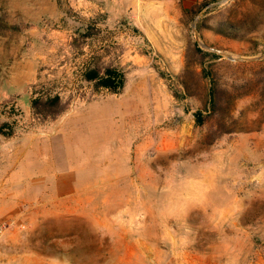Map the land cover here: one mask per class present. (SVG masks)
<instances>
[{
    "label": "rangeland",
    "instance_id": "1",
    "mask_svg": "<svg viewBox=\"0 0 264 264\" xmlns=\"http://www.w3.org/2000/svg\"><path fill=\"white\" fill-rule=\"evenodd\" d=\"M203 1L178 19L150 10L143 30H109L69 0H0V144L51 138L60 168L78 167L80 181L68 201L0 216L15 222L0 264H179L190 254L221 264L231 252L222 241L264 239V0ZM195 43L220 56L204 66L224 93V123L196 121L207 82ZM86 66L123 72V89L83 80ZM40 94H59L67 109L37 115ZM67 129L79 148L64 146ZM194 180L209 189L195 205Z\"/></svg>",
    "mask_w": 264,
    "mask_h": 264
},
{
    "label": "crops",
    "instance_id": "2",
    "mask_svg": "<svg viewBox=\"0 0 264 264\" xmlns=\"http://www.w3.org/2000/svg\"><path fill=\"white\" fill-rule=\"evenodd\" d=\"M198 0H69V4L84 19L95 20L99 28L111 30L114 27L135 25L142 29L141 20L148 12L163 11L165 18H181ZM132 24V25H131ZM58 34L66 30L58 27ZM63 144L67 148H79L77 130H63ZM77 139V140H76ZM78 167L60 168L59 157L54 159L53 140L26 134L19 138L2 141L0 144V216L27 206V210L50 208L54 203L72 199L79 193ZM205 180H194L188 191L194 205L205 200L209 191ZM158 238V235H157ZM146 247L153 246L148 240ZM229 250L221 264H264V239L238 242L222 241ZM253 255L250 256L251 251ZM179 264H197L192 255L180 257Z\"/></svg>",
    "mask_w": 264,
    "mask_h": 264
},
{
    "label": "trees",
    "instance_id": "3",
    "mask_svg": "<svg viewBox=\"0 0 264 264\" xmlns=\"http://www.w3.org/2000/svg\"><path fill=\"white\" fill-rule=\"evenodd\" d=\"M218 0H204L201 4H199V8H203L208 6L209 4L216 2ZM197 11H195L196 13ZM80 35L83 38L88 37L89 33H81ZM192 56L194 57V62L202 66L201 71L199 72V76L206 80L207 89H206V98L207 105L204 107V110H198L195 114L196 121L198 125H203L205 119H222L224 123L225 113H226V99L224 97V93L221 89H219L218 79L212 74V72H207L205 70V61L207 59H215L218 56L215 53L207 52L202 50L198 44H194L192 50ZM89 65V64H88ZM124 74L116 68H91L90 66H86L83 71V80L88 82H96V88H106L111 93L116 94L119 93L124 87ZM180 85L187 90L186 84L182 81ZM68 103L64 102L59 94L49 95V94H40L34 97L31 102V107L33 111L37 115L43 116H55L63 112L67 109ZM203 111L205 112L202 116ZM224 119V120H223ZM223 127V125H221ZM224 128V127H223ZM228 130V131H227ZM223 133H230L229 129L224 128L222 130Z\"/></svg>",
    "mask_w": 264,
    "mask_h": 264
},
{
    "label": "built area",
    "instance_id": "4",
    "mask_svg": "<svg viewBox=\"0 0 264 264\" xmlns=\"http://www.w3.org/2000/svg\"><path fill=\"white\" fill-rule=\"evenodd\" d=\"M15 226L14 221H7L5 223H0V238L3 236L4 232L8 229Z\"/></svg>",
    "mask_w": 264,
    "mask_h": 264
},
{
    "label": "water",
    "instance_id": "5",
    "mask_svg": "<svg viewBox=\"0 0 264 264\" xmlns=\"http://www.w3.org/2000/svg\"><path fill=\"white\" fill-rule=\"evenodd\" d=\"M216 4H218V3H214V4H212V5H216ZM193 30H194V32H195V34H196V38H197V40H198V34H197V30H196V28H195V25H194V27H193ZM200 43V42H199ZM200 44H202V43H200ZM227 58H229V59H235L234 57H232L230 54H228V53H223ZM237 60V59H236Z\"/></svg>",
    "mask_w": 264,
    "mask_h": 264
}]
</instances>
